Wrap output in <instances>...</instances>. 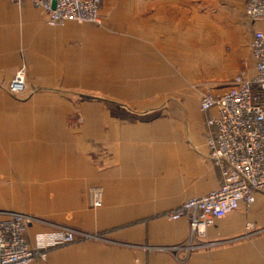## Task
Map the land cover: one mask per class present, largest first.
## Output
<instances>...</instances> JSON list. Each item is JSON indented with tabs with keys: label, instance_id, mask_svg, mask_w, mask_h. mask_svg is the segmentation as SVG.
Here are the masks:
<instances>
[{
	"label": "crops",
	"instance_id": "crops-1",
	"mask_svg": "<svg viewBox=\"0 0 264 264\" xmlns=\"http://www.w3.org/2000/svg\"><path fill=\"white\" fill-rule=\"evenodd\" d=\"M190 12L189 0L108 6L102 0L101 27L55 28L28 1L0 0V169L10 178L0 210L39 221L28 230L32 245L36 234L57 226L103 238L53 248L32 264H264V194L209 227L212 245L187 256L168 251L186 241L188 223L162 215L220 185L200 97L227 90L239 71L253 75L249 44L253 31L263 29L246 18L243 46L235 22L214 45L193 41L194 54ZM174 43L176 52L163 46ZM98 54L102 91L119 99L88 105L85 116L73 119L71 93L93 88ZM22 67L26 83L18 99L7 86ZM192 77L204 80L201 95L191 90ZM127 92L145 98L127 99L121 94ZM135 107L147 110L128 111ZM158 108L164 110L156 114ZM91 188L102 189L96 209Z\"/></svg>",
	"mask_w": 264,
	"mask_h": 264
},
{
	"label": "built area",
	"instance_id": "built-area-1",
	"mask_svg": "<svg viewBox=\"0 0 264 264\" xmlns=\"http://www.w3.org/2000/svg\"><path fill=\"white\" fill-rule=\"evenodd\" d=\"M22 1V0H18ZM42 10L47 24L62 28L68 22L102 26V0H25ZM246 18L263 24L255 29L249 48L254 59L251 77L239 73L223 92H204L199 109L206 115L208 156L220 174V185L202 197H193L162 215L168 221L185 219L188 237L184 243L168 248L175 256H186L204 248L206 230L217 220L240 207L249 209L257 194H264V0H242ZM26 73L16 71L7 86L11 96L25 90ZM102 190L90 193L92 208L102 204ZM39 222L34 217L0 210V264H32L44 261L49 250L79 242L102 241L98 233H86L66 227H54L36 234L34 244L28 241L29 228ZM251 225H247V228Z\"/></svg>",
	"mask_w": 264,
	"mask_h": 264
},
{
	"label": "rangeland",
	"instance_id": "rangeland-1",
	"mask_svg": "<svg viewBox=\"0 0 264 264\" xmlns=\"http://www.w3.org/2000/svg\"><path fill=\"white\" fill-rule=\"evenodd\" d=\"M110 2L112 3L124 2L126 4L128 3L129 5H134L135 0H126V1L125 0H104V4L106 6H108V3ZM189 3L191 7V12H190L191 13V39H192L191 45H192V51L194 52V54H197V51H195L196 49H193L194 44H195L193 43V41L198 42L199 39H202V40H206L208 44L212 43V45H214L216 42L219 41V39L222 36H227V34H229L227 32L230 31L231 27L234 25L235 22H237L239 25L238 35L240 38V47L243 46L242 40L244 39L246 35V32H244V28L246 29L248 25H247V19L244 13V7H243L244 5H243L242 0H189ZM240 6L242 7V12L239 11ZM178 45H179L178 43H174V44L163 45V46H166L169 52H173L175 50L177 51L176 47ZM223 52L229 53V45L227 43L223 44ZM97 57L99 58H96V61H94L96 64V67L94 68L93 73L96 76H95V83L93 85V88L90 90L79 88L78 91L71 93L70 99L68 98L72 103L71 113L69 114V116L73 117V119L74 117L85 116L88 105L90 106V105L99 104L101 106H104L105 105L104 103L109 99H113V100L119 99L118 97L110 96L109 93H105L104 91H102V85H103L102 76H101L102 75L101 73L102 72V68H101L102 59H101L100 54H98ZM169 61L173 63L172 60H169ZM239 73L240 71L237 74ZM203 81L196 80L192 77L191 84L193 85L191 87V90L194 93L196 94L198 93L199 95H201V93L206 91V87L202 88L201 86H199V83ZM121 94L122 96L126 94L127 99H133L135 101L145 98V96L144 97L141 95L139 96L138 95L139 93H135V92L133 93L127 92V93H121ZM21 95L22 94L16 95V97L18 99H21L22 98ZM170 97L172 96H169V97L159 96L158 99H162V101H164V100H169ZM110 109L113 111L115 108L111 107ZM107 110H108V107H107ZM146 110L147 108L145 107H135V108L128 109L129 112L132 111L133 114H139V115L145 112ZM162 110L164 109L158 108L156 110V114L157 112L158 114H160ZM153 115H155V113ZM69 125H71V123ZM78 126H80V124ZM1 169H0V192H1V188L3 187L10 189V178H8L5 172L2 171ZM93 189H96V188L90 189L89 200H90V193ZM101 200H102V197H101ZM89 205H90V208H92L90 203Z\"/></svg>",
	"mask_w": 264,
	"mask_h": 264
}]
</instances>
